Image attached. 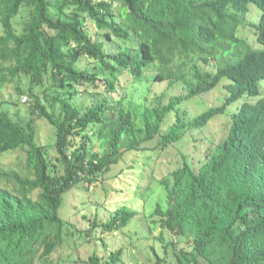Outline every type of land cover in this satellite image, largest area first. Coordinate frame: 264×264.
I'll list each match as a JSON object with an SVG mask.
<instances>
[{"label": "trees", "instance_id": "obj_1", "mask_svg": "<svg viewBox=\"0 0 264 264\" xmlns=\"http://www.w3.org/2000/svg\"><path fill=\"white\" fill-rule=\"evenodd\" d=\"M0 26V85L25 79L16 89L29 98L28 118L0 102V155H27L26 175L0 172V264L45 262L65 239L64 193L102 187L144 142L159 136L165 151L218 116L227 134L197 167L182 156L152 214L173 246L186 242L177 264H264V0H0ZM215 90L220 104L188 116L185 101ZM38 117L54 130V159ZM153 181L135 191L148 197ZM136 214L123 205L93 225L120 230Z\"/></svg>", "mask_w": 264, "mask_h": 264}, {"label": "rangeland", "instance_id": "obj_2", "mask_svg": "<svg viewBox=\"0 0 264 264\" xmlns=\"http://www.w3.org/2000/svg\"><path fill=\"white\" fill-rule=\"evenodd\" d=\"M21 20L19 18L20 22ZM17 85L26 89V80L0 85V102L11 118H28L29 98L26 95H19ZM155 88V93H160L167 88V84L157 83ZM168 91L179 92L180 89L171 88ZM221 94L223 92L217 90L204 93L200 97L185 101L184 109L188 116H194L199 111L220 104L218 96ZM95 100V97L88 99L87 105ZM8 101L17 104L10 105L7 104ZM171 120L172 115H169L163 127L166 128ZM228 124L225 116H218L205 127L187 130L181 142L171 144L165 151L155 147L159 138L156 136L143 143L146 150L125 155L123 162L113 165L111 171L105 174L104 187L99 186L96 189L99 182H95L87 191L82 181L76 184L70 191L64 193L59 209L61 217L66 221L65 239L45 262L37 264H91L89 257L93 251L102 261L110 252L117 250H120V253L115 264H177L176 252L180 247H187L186 242L179 241L173 246L170 231L161 226L158 216L152 214L156 201L165 200L160 180L168 178L171 182L170 172L181 163L182 156H186L190 163L197 167L210 148L227 134ZM35 126L37 142L47 149L48 157L54 159L56 152L53 145L55 139L53 128L47 120L39 117L35 119ZM95 148L97 149L98 145H95ZM26 157V149L5 152L0 155V172L17 171L26 175ZM152 174L154 179L151 184L152 193L148 197H141L139 195L141 190H135L137 187L147 186ZM111 178L116 179L112 182ZM5 183V180L0 179L1 185ZM123 205L137 212L128 225L113 231H104L101 227L93 225L106 221L115 209ZM200 261L201 264H205L203 258Z\"/></svg>", "mask_w": 264, "mask_h": 264}]
</instances>
